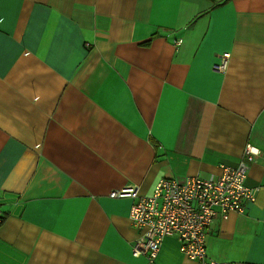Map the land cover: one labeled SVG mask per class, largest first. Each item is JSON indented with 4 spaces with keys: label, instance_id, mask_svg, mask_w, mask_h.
Returning <instances> with one entry per match:
<instances>
[{
    "label": "crops",
    "instance_id": "0c3cea01",
    "mask_svg": "<svg viewBox=\"0 0 264 264\" xmlns=\"http://www.w3.org/2000/svg\"><path fill=\"white\" fill-rule=\"evenodd\" d=\"M221 2L0 0V264H196L172 236L134 256L133 200L109 193L217 173L247 144L254 200L206 250L264 264V0Z\"/></svg>",
    "mask_w": 264,
    "mask_h": 264
},
{
    "label": "built area",
    "instance_id": "2783aa9c",
    "mask_svg": "<svg viewBox=\"0 0 264 264\" xmlns=\"http://www.w3.org/2000/svg\"><path fill=\"white\" fill-rule=\"evenodd\" d=\"M218 57L213 69L224 72L230 53L223 52ZM259 152L247 144L236 165L221 164L217 173L196 174L183 182L161 177L149 195L140 194L136 184L111 191L110 197L133 200L129 221L137 236L132 254L144 255L153 262L164 238L172 236L178 241L179 251L196 264H234L209 257L206 236L214 221L227 219L232 213H243L247 202L254 200L255 190L246 180ZM2 221L0 210V225Z\"/></svg>",
    "mask_w": 264,
    "mask_h": 264
},
{
    "label": "trees",
    "instance_id": "16d2710c",
    "mask_svg": "<svg viewBox=\"0 0 264 264\" xmlns=\"http://www.w3.org/2000/svg\"><path fill=\"white\" fill-rule=\"evenodd\" d=\"M226 1H228V0H222V2H221V3H223V2H226Z\"/></svg>",
    "mask_w": 264,
    "mask_h": 264
}]
</instances>
